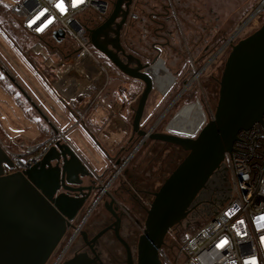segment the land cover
Masks as SVG:
<instances>
[{
	"label": "water",
	"instance_id": "1",
	"mask_svg": "<svg viewBox=\"0 0 264 264\" xmlns=\"http://www.w3.org/2000/svg\"><path fill=\"white\" fill-rule=\"evenodd\" d=\"M130 4L131 0H115L104 21L88 29V38L91 47L121 75L144 86L131 122L132 133L141 137L134 151L148 139L178 146L185 152L183 159L153 194L138 237L135 262L114 224L115 238L126 251V264H162L159 252L167 233L187 218L216 173L221 169L226 173L224 159L239 140V133L256 123L264 127V24L231 45L228 57L209 76L217 100L208 121L194 138L168 131L154 132L161 117L148 132H144L139 129L140 121L155 82L150 74L151 66L127 54L120 42ZM114 25L118 27L115 39L112 42L102 40ZM244 25L245 22L241 27ZM53 39L60 43L64 33L56 32ZM188 86L189 83L174 102ZM85 179L95 183L93 175L65 141L58 139L44 147L38 160L26 167L16 166L0 145V264H45L83 201L67 199L65 192L80 195L83 191H91L82 186Z\"/></svg>",
	"mask_w": 264,
	"mask_h": 264
},
{
	"label": "rangeland",
	"instance_id": "2",
	"mask_svg": "<svg viewBox=\"0 0 264 264\" xmlns=\"http://www.w3.org/2000/svg\"><path fill=\"white\" fill-rule=\"evenodd\" d=\"M114 1L115 0H110L108 14L111 12L112 3ZM131 2L133 3L132 10L137 14L138 18L133 21L134 23L129 22L124 24L120 35L121 45L124 49L132 47L131 49H133L134 52H138L145 57V61H148L145 64H148L151 67L158 59H161L166 70L173 77L171 87L164 94H162L157 88V85L154 84L141 118V128L148 132L161 117V121L154 127L153 131L159 132L161 130V125H163V131L165 133L167 127L182 108L195 103L199 104L201 111L208 119L214 110L217 100V94L209 76L228 57L231 47L228 45L227 48L224 49V52L219 55L215 61L210 62L209 65H207V67H205L199 74L198 72L202 67L197 69L194 62L197 59V57H195L196 51L202 48L204 40L209 35L223 37V42L221 43L223 44L234 32L235 28H240L243 22L246 21V18L255 10L258 0H131ZM160 3L170 4L176 17L174 22L172 23L170 21L167 26V28L170 27L172 29V36H166L163 33L162 35L165 37L163 40H157L152 37V32H154L153 30H155V27L147 20V16L144 15L150 11L151 5L155 7L158 6L159 9ZM106 16H104V18ZM104 18L101 19L95 16H90L89 20L86 22L87 27H91L96 23L100 25L104 21ZM263 24L264 12H261L258 16L247 22L241 30L239 29L235 38L230 42L231 45L248 37ZM176 27L179 28L178 31L175 30ZM12 31L13 33L10 31L8 25H6L4 18L0 16V138L4 143V146L7 147H11V137L16 136V134L19 135L20 133L25 134V129L27 130L26 135L32 137L31 134L33 130L36 129L39 124H42L43 127L47 128L49 126V123L45 122L42 118L43 116L40 117L31 114L32 108L30 104L26 102L24 97L20 96L18 89L13 86V81H22L20 74L18 75L21 78L15 77L18 73H16V71H18L17 67L19 66L25 68L27 73L34 80L38 79V77L34 75L33 66H31L26 59L27 54L25 52L28 51L30 47L36 45L42 46V42H40V39L34 38L19 29L16 30L15 28H12ZM152 42H166L168 44L166 51V57L168 59L164 60L152 52L150 49ZM67 43L68 42L65 41V45L63 44V47L61 48L64 52L67 51ZM46 44L47 43L45 42V45ZM51 44L53 47L55 46L52 42ZM195 44H197L196 50L194 49ZM50 49L59 52V50L49 46V50ZM212 55L213 54H211V56ZM162 57L165 56L162 55ZM147 58H149V60H147ZM52 59L55 64L59 63L58 58L55 56ZM145 61H143V64ZM105 62L106 61L103 60L105 78L108 77V79H110V81H107L110 82V84L115 83L114 86L117 87V90L114 91V97L116 96L118 98V103L122 104L118 118L126 123V133L123 134L122 138L117 143V147L114 150L115 152L117 148L127 146L129 135L127 130L130 132L134 111L144 86L142 83L134 82L124 76L122 77V75L118 74V71L114 72L113 68ZM49 74L52 80L56 78L53 70H51ZM113 80L114 82H112ZM115 80L118 81L117 85ZM188 83V88L174 102L175 97ZM11 87L16 93V96L21 97L23 102L22 106L17 105L14 100L9 97L8 91L12 90ZM190 94H194L193 98L189 101H185V97ZM74 122L75 120L72 121V123ZM65 128H67V132L71 128V125H66ZM75 133L74 129L70 130L67 133V140H71L73 143L74 141H77V138H73L72 136ZM82 136L86 139L83 133ZM87 143L92 148L93 145L88 142V140ZM135 147L136 144L130 146L128 151L123 155L122 160H124L129 153H132L127 168L128 173L125 177L136 173L137 177L135 182L142 183L145 188H148L151 191L158 190L163 181L185 156V152L182 149L179 150L167 146H160L156 143L152 145V143L149 144L148 139L145 140L142 146H139L134 151ZM102 149H104V145ZM92 150L97 159L93 160L92 164L97 170L96 173L102 174L106 168L105 166L108 165V159H106L104 155L99 154L97 150H94L93 148ZM105 150H107V147H105ZM18 153H21V151H18ZM107 154H111V151L107 150ZM123 176L124 174L121 178ZM228 176L229 174L226 171L225 179L229 182ZM108 177H110V175L107 176L106 179H108ZM152 199L153 198L150 199L149 197L146 198V203L150 204ZM99 211H101V209ZM208 216H210V213L197 215L194 221L189 223V225H191L190 228L195 227L194 225L197 226L204 223ZM186 220L187 219L183 220L179 225V228L171 229L164 239L162 252L169 260H171L177 252L176 249L178 247H175L174 240L182 236L184 242L187 237L195 231L194 229L186 234L183 233V227H187L185 226ZM141 231L137 233V239L140 236Z\"/></svg>",
	"mask_w": 264,
	"mask_h": 264
},
{
	"label": "built area",
	"instance_id": "3",
	"mask_svg": "<svg viewBox=\"0 0 264 264\" xmlns=\"http://www.w3.org/2000/svg\"><path fill=\"white\" fill-rule=\"evenodd\" d=\"M57 2L0 0V6L16 16L23 31L40 38L44 44L43 40L53 38L56 32L64 33L61 42H68L67 51H73V54L64 57L55 50L53 54L58 58V64L44 55L47 66L57 71L59 81L63 80V74L68 69L82 67L85 63L99 70L95 76L86 73L90 76L89 83L100 81L105 70L90 45L86 22L90 16H106L110 0H80L75 7L73 0H63L64 12L55 7ZM45 9V16L36 20ZM132 9L131 2L128 23L138 18ZM261 12H264V0H258L257 7L246 18L245 24ZM45 18H50L52 22L47 23ZM34 20L35 23H32ZM241 28H237L232 36L235 37ZM59 66L62 70H58ZM93 104L98 106V101ZM81 115L78 114L79 117ZM208 119L203 113L202 123L190 137L194 138ZM166 131L171 132L168 127ZM51 134L54 140L61 138L53 130ZM238 139L241 141L235 142L233 150L224 159V167L229 174V191L225 201L176 249V255L171 260L160 250L162 264H264V127L256 123L240 132ZM106 144L112 148L116 141ZM40 151L37 146H26L21 153H10L9 156L16 166L26 167L38 160Z\"/></svg>",
	"mask_w": 264,
	"mask_h": 264
},
{
	"label": "flooded vegetation",
	"instance_id": "4",
	"mask_svg": "<svg viewBox=\"0 0 264 264\" xmlns=\"http://www.w3.org/2000/svg\"><path fill=\"white\" fill-rule=\"evenodd\" d=\"M159 5L160 8L155 10L151 18L158 24L156 28L158 31L156 39L163 40L165 38L162 35L163 33L166 36H172V29L170 27L167 28V26L170 21L174 22L176 17L170 4L160 3ZM119 20L120 19H118L117 22H119ZM127 23L126 18L125 24ZM236 29L237 28H235V30ZM175 30L178 31L179 28L176 27ZM116 32H118V27L114 25L106 32L102 40L112 42L115 39ZM233 33L229 37H231ZM234 38L235 37H232L230 42ZM213 40H215V37L209 35L204 40L202 48L196 51V54L202 56L208 55V57L211 56V54L214 55L227 41L226 40L219 46H215V44L212 43ZM230 42L221 50L213 61L224 52V49H226L228 45L231 47ZM164 43L166 42H157L155 44L162 46ZM194 49H197V44H195ZM209 59L206 60L203 66ZM134 82L138 83L139 81L134 80ZM122 123L124 125L126 124L125 121H122ZM139 129L146 132L141 126ZM127 132L129 133L127 146L117 148L115 152L114 150L118 142L112 148H109L106 144L104 149H102L103 144H100L102 151L105 153V158L108 159L109 163V166H106L102 174H97L91 167L84 163L89 172L93 175L95 183H93L94 181L92 179H85L82 186L90 188L91 191H83L80 194L81 196L77 193L65 192V197L67 199L69 198L76 201L83 199V201L81 207L74 215L73 220L66 226L64 234L45 264H126V251L115 238L114 224L117 226L119 236L128 245L132 259L135 262L138 241L137 233L142 229L145 220L144 217L150 205L146 203V198H153V194L156 191H151L145 188L142 183L135 182L137 177L136 173L125 177L128 173L127 168L132 153H129L124 160H122L123 155L128 151L130 146L135 144L137 146L141 142V137L133 134L131 128L130 132L128 130ZM125 133L126 131L124 134ZM54 141L55 140L51 137L47 142L39 146L38 149L42 150L49 144H53ZM142 144L140 146H142ZM105 147H107V150L111 151V154H107ZM114 174H116L115 178H113ZM123 174L124 176L121 178ZM109 175L110 177L106 179ZM94 187H97V189H92ZM228 191L229 182L225 179L224 170L221 169L216 173L208 186L200 193L194 208L188 214V218H186V225L194 221L199 214H209L217 210L226 198ZM111 200L112 204L110 206ZM100 209L101 211H99ZM104 230L106 231L103 232ZM101 232L103 233L99 235Z\"/></svg>",
	"mask_w": 264,
	"mask_h": 264
},
{
	"label": "crops",
	"instance_id": "5",
	"mask_svg": "<svg viewBox=\"0 0 264 264\" xmlns=\"http://www.w3.org/2000/svg\"><path fill=\"white\" fill-rule=\"evenodd\" d=\"M41 44L42 46L36 45L30 47L25 52L27 54L26 59L29 63L31 62L30 64L33 66L34 75L38 79L34 80L25 68L19 66L17 67L18 71L16 73H18L15 77H20L18 75L20 74L22 81H13V86L18 89L20 96L24 97L26 102L30 104L33 109H31V114L40 117L43 116L42 118L45 122L49 123V126L47 128L39 124L33 130L32 137L26 135L27 130L25 129V134L20 133L19 135L16 134V136L11 137V147L4 146L0 138V145L8 154L18 153V151L22 152L26 146L39 147L47 142L53 136L51 134L53 130L61 136L59 140L65 141L75 151L82 162L96 172L97 170L94 168L92 162L97 159L92 148L97 150L99 154L105 156L100 144L105 146L108 141H116L117 143L125 132V125L118 118L122 104L118 103L116 96L114 97L113 90L104 93L109 83L107 82L109 79L108 77L105 78V74L98 82L85 83L82 86L83 88L81 87L82 89L74 86L72 82L65 80L70 76L69 71L63 74L62 78H64V81H59L60 77L57 71L47 66V62L45 61L46 55L53 61L52 58L55 56L53 54L54 51L49 50V46L43 42ZM51 70L54 71L56 76L53 80L49 74ZM58 70H62V68L59 66ZM11 89L8 91L9 97L17 105L22 106L23 102L21 97L16 96L12 87ZM95 100L98 101V106L96 107L93 104ZM79 113L82 114L81 117L78 116ZM114 114L116 115L113 116ZM115 117L118 119L116 120ZM73 120H75L74 123H72ZM66 125H71V128L67 132ZM72 129L76 132L72 135L73 138H77V141H74V143L71 140H67V133ZM82 133L86 139H84ZM87 140L93 145L92 148L88 145ZM107 166H109V163Z\"/></svg>",
	"mask_w": 264,
	"mask_h": 264
},
{
	"label": "trees",
	"instance_id": "6",
	"mask_svg": "<svg viewBox=\"0 0 264 264\" xmlns=\"http://www.w3.org/2000/svg\"><path fill=\"white\" fill-rule=\"evenodd\" d=\"M157 7V9H158V6H156ZM156 7L155 6H152L151 5V8H150V11L149 12H147V13H145L144 15L145 16H147L146 18H147V20L148 21H150L151 22V24H153L154 25V27H155V30H153L154 32H152V37L153 38H157L156 37V34H157V30H156V28L158 27V24L156 23V22H154V20L151 18L152 16H153V14H154V12H155V10H157L156 9ZM0 16H2L3 18H4V21H6V25H8V27H9V29H10V31L13 33V31H12V28H15L16 30H20V31H22V32H24V33H26L25 31H23L22 30V28H21V26H20V23L18 22V20H17V18H16V16L14 15V14H12L11 12H10V10H8V9H5L4 7H2V6H0ZM95 17H97V18H101V19H103L104 17L103 16H100V15H94ZM141 21V20H140ZM133 21H130V23H132ZM172 23H173V21H171ZM134 23V22H133ZM96 26H98V24L96 23V24H94L93 26H91V27H88V29H92V28H94V27H96ZM27 34V33H26ZM29 35V34H28ZM214 37H215V40H213V42L212 43H214L215 44V46H219V45H221V43L223 42L222 40H223V37H219V36H215V35H213ZM34 38H36V37H34ZM37 39H40V38H37ZM44 41V40H43ZM44 42H46L47 43V45L48 46H50L51 48H54V49H57V50H59V52L64 56V57H68L69 55H71V54H73V51H66V52H64L63 51V49H61L62 47H63V42H60V43H57L53 38H48L47 40H45ZM51 42L53 43V45H55L54 47L52 46V44H51ZM156 42H152V44L150 45V49L152 50V52L153 53H155L156 54V56H158V57H161L162 59H164V60H166V59H168L167 57H166V51H167V48H168V45L166 44V43H164L162 46H160V45H158V44H155ZM65 45V44H64ZM155 46V47H154ZM160 47V48H159ZM132 48V47H131ZM131 48H126L125 50H126V52L127 53H129V54H131V55H133V56H135V57H137V58H139L140 59V61H145V57L144 56H142V55H140L138 52H134L133 51V49H131ZM93 49V48H92ZM68 50V49H67ZM94 50V49H93ZM94 52V54L96 55V57L100 60V62L102 63V65H104V63H103V60H105L106 62L105 63H107V64H109L112 68H113V71L115 72H117V70L112 66V64L104 57V56H102L100 53H98L97 51H93ZM162 55H164L165 57H162ZM195 57H197V59H196V61H194L195 62V64H196V67H197V69H200L202 66H203V64L205 63V61L207 60V58H208V55H206V56H202V55H195ZM147 60H149V58H147ZM146 62H148V61H145V63ZM31 63V62H30ZM119 75H121L120 73H118ZM122 77H123V75H122ZM109 81H110V79H109ZM134 81V80H133ZM112 82H114V80L112 81ZM115 82H116V85H117V83H118V81L117 80H115ZM114 84L115 83H111L110 84V82L108 83V85H107V87H106V90L104 91V93L106 92H110L111 90H113V91H115L116 89H117V87L116 86H114ZM193 96H194V94H190V95H187L186 97H185V101H189V100H191L192 98H193ZM161 130L159 131V132H161V133H164V131H163V128H164V126L163 125H161ZM152 143V145L154 144V143H156V144H159L160 146L162 145V146H167V147H169V148H175V149H181L180 147H178V146H175V145H172V144H168V143H164V142H158V141H151V140H149V144H151ZM201 225V224H200ZM200 225H194L195 227H192V228H190V226L191 225H185V226H187V227H183L184 228V230H183V233L184 234H186V233H188V232H191V231H193L194 229H196V228H198ZM193 226V225H192ZM174 228H179V225H177V226H175V227H173L172 229H174ZM183 237L182 236H180V237H178L176 240H174V243H175V247H179L180 245H181V243L183 242V239H182Z\"/></svg>",
	"mask_w": 264,
	"mask_h": 264
},
{
	"label": "bare ground",
	"instance_id": "7",
	"mask_svg": "<svg viewBox=\"0 0 264 264\" xmlns=\"http://www.w3.org/2000/svg\"><path fill=\"white\" fill-rule=\"evenodd\" d=\"M257 10L260 11V9ZM67 71H69L70 76L65 80L72 82V84L78 88H81L85 83H89L90 76L86 74L87 72H90L91 75L94 76L99 74L98 68L88 63L83 64L82 67H78L77 69L72 67ZM150 74L159 91L162 94L166 93L173 83V77L166 70L163 62L160 60L156 61V63L150 68ZM200 108L201 107L198 103L185 106L176 115L175 119L168 126V129L178 135L190 136L203 121V112Z\"/></svg>",
	"mask_w": 264,
	"mask_h": 264
},
{
	"label": "snow or ice",
	"instance_id": "8",
	"mask_svg": "<svg viewBox=\"0 0 264 264\" xmlns=\"http://www.w3.org/2000/svg\"><path fill=\"white\" fill-rule=\"evenodd\" d=\"M79 2H80V0H73V7H75V6L77 5V3H79ZM55 7H56L57 9H59L60 12H64V11H66V9H65V5H64V3H63V0H58V2L56 3ZM46 11H47L46 9L43 10V11L39 14V16L36 17V20H39L41 17H44ZM45 19H46L47 23H51V22H52L50 18H45ZM32 23H35V20L32 21ZM42 23H43V21H42ZM45 26H46V24H45ZM38 30H39V29H38Z\"/></svg>",
	"mask_w": 264,
	"mask_h": 264
}]
</instances>
